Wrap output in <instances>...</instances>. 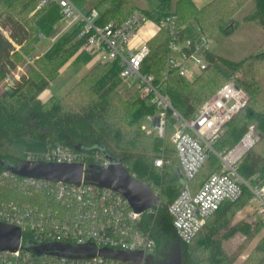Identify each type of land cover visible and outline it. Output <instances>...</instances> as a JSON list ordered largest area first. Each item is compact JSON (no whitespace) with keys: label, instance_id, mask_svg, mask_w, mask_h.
I'll return each mask as SVG.
<instances>
[{"label":"trees","instance_id":"1","mask_svg":"<svg viewBox=\"0 0 264 264\" xmlns=\"http://www.w3.org/2000/svg\"><path fill=\"white\" fill-rule=\"evenodd\" d=\"M152 10H143L149 18L159 21L174 12L180 23L188 26V35L195 27L210 38L214 34H232L235 29L233 14L248 2L251 8L246 19L264 31V0H213L199 9L192 0H156ZM40 0H3L1 14L4 24L12 30L14 39L22 49L15 53L0 33V86L12 71L30 56L33 47L31 38L39 33L50 36L59 21L57 4H47L30 16ZM219 3L230 5L225 10ZM107 4L101 12L100 25L121 23L135 11L140 10L130 0H102ZM4 43L9 45L4 48ZM84 39H78V31L72 30L62 36L55 45L33 65L13 88V94L0 91V171L6 170L5 163L17 164L25 161L28 152L44 151L50 145L62 144L77 152L91 156L100 153L124 165L138 181L151 188L161 187L162 205L156 215H144V226L152 231L157 243L153 264H237L242 254L259 236L261 223L245 220L233 225L238 213L246 206L252 192L244 186L242 197L234 203H224L208 220L204 228L189 244L182 243L173 226L168 206L179 196L183 187L177 150L172 141L176 120L170 114L165 138L142 129V120L154 115L156 109L140 96L126 99L119 91L123 80L117 61L94 65L71 88L63 98L51 97L43 102L40 95L58 77L60 71L83 46ZM150 54L143 63V72L153 74L158 84H163L174 108L185 118L193 117L199 108L221 86L230 81L241 65L253 68L264 63V42L245 59L234 62L209 54L214 64L196 80L189 81L174 72L166 80L162 78L167 55L168 35L159 33L149 42ZM82 60L91 57L83 52ZM224 66V67H223ZM226 67V68H225ZM215 71L226 77L219 88L217 77L204 78ZM237 83L249 93L247 106L230 121L225 133L216 144L222 152L232 149L254 125L258 139L244 156L239 166L240 176L251 186H264V102L252 95L243 82ZM168 137L170 138L168 143ZM164 158V168L156 167L155 161ZM208 168L204 167L191 187L196 192L206 179ZM0 200L25 201L17 191L0 187ZM237 234L245 237L238 247L229 252L226 243ZM177 258V263H176ZM241 264H264V239Z\"/></svg>","mask_w":264,"mask_h":264},{"label":"built area","instance_id":"2","mask_svg":"<svg viewBox=\"0 0 264 264\" xmlns=\"http://www.w3.org/2000/svg\"><path fill=\"white\" fill-rule=\"evenodd\" d=\"M0 33L12 47V54L19 45L12 30L5 26L1 14ZM47 4H57L60 19L50 36L39 33L51 45L72 30L78 31V39H84L83 52L98 63L117 61L121 67L120 77L132 79V86L141 99L156 109L147 116L151 127L142 124L147 133H156L165 138L168 116L176 120L172 141L177 150V159L183 174L184 184L179 196L168 206L173 226L179 240L191 243L208 220L227 202H237L246 186L264 209V186L249 185L239 174L244 156L258 139L254 125L230 150L218 151L216 144L225 133L230 121L242 111L250 100L247 90L237 83V78L221 86L198 112L190 118L183 117L173 106L163 84H158L155 75L143 72V63L150 54L149 42L159 33L168 35L167 55L162 78L166 80L174 72L189 81L196 80L213 64L209 54L214 39L207 37L195 27L188 35V26L180 23L176 13L171 12L159 21L137 10L121 23L98 24L101 12L107 7L80 9L74 0H40L36 13ZM151 27L145 37L141 32ZM198 72V73H197ZM220 164L206 174L200 188L194 192L191 181L206 167L213 156ZM90 157L62 144L50 145L44 151L28 152L25 161L57 164H84L108 169L119 164L100 153ZM156 167L164 168V158L155 161ZM0 187L17 191L25 201L0 200V227L20 234L17 250H0V264H132L102 256V249L137 253L147 257L157 252V243L152 231L144 226V215H156L162 205L161 187L152 188L156 195L155 205L143 213H136L122 194L102 188L83 180L81 185L19 176L12 171H0ZM62 247H94L96 255L85 258L62 256L51 251L39 253L36 249Z\"/></svg>","mask_w":264,"mask_h":264},{"label":"rangeland","instance_id":"3","mask_svg":"<svg viewBox=\"0 0 264 264\" xmlns=\"http://www.w3.org/2000/svg\"><path fill=\"white\" fill-rule=\"evenodd\" d=\"M175 1L176 0H174L173 11H175ZM74 2L80 9L85 11L90 9V7H93L96 3L95 0H74ZM130 2L135 6V8L140 10H152L157 6L156 0H130ZM219 6L225 8L226 5L219 3ZM230 8L231 4L227 5L225 10L228 11ZM250 8L251 2H248L237 13L233 14L235 23H232L231 25H234L235 29L232 34H214V44L212 50L216 53V55L237 63L252 55L264 42V31L256 24L246 19ZM32 15L33 13L30 16ZM31 45L33 47L31 55L24 57V60L17 66L16 69L8 71L6 79L0 86V91L4 90L6 87H10L12 89L15 88L22 79L23 75H26L28 66L33 65L37 59L42 57L53 47L49 40L40 39L38 35L35 37L34 35L32 36ZM21 49L22 47L20 50ZM83 55L81 47L63 67L58 77L54 79L40 95V99L43 102L47 101L51 97L63 98L67 92L73 88L94 65L98 63L95 58L91 59L89 62L82 60ZM9 76H14L18 79L15 85H10ZM234 76L245 84L251 94L255 95V98H257L260 102H264V63L256 64L253 68L243 64L238 71L234 73ZM210 77H217L218 79V84H215V89L219 88V86L227 80L226 77L218 75L214 70L206 74L204 78L207 79ZM132 82V79H127L120 86L119 91L126 99L135 95L139 96V93L135 91V87L132 86ZM141 124L151 127L150 118H144ZM169 139L170 138L168 137V143L170 141ZM219 164V159L214 155L212 159L207 162L206 168L214 170ZM242 220L251 224L261 223L263 227L259 236L242 254L237 264H241L245 261L253 252L255 247L261 244L262 239H264V209L262 205L252 196H250L246 206L235 217L233 225ZM244 239V236L237 234L226 243L227 250L229 252H233L238 245L244 241Z\"/></svg>","mask_w":264,"mask_h":264},{"label":"water","instance_id":"4","mask_svg":"<svg viewBox=\"0 0 264 264\" xmlns=\"http://www.w3.org/2000/svg\"><path fill=\"white\" fill-rule=\"evenodd\" d=\"M9 45L4 43V48L8 49ZM10 85H15L18 79L14 76H9ZM6 91L13 94V89L6 87ZM109 158V157H108ZM111 159V158H109ZM114 161L113 159H111ZM6 170L28 178L44 179L58 182H65L74 185H81L83 180L97 184L102 188H110L123 196L130 202L136 213H143L147 209L153 207L157 201L154 190L146 183L138 181L133 177L122 164L112 165L108 169H101L98 166L91 165L85 169L84 164H57L46 162H30L22 161L17 164L5 163ZM180 178L184 184L183 174L179 168ZM20 234L17 230H12L10 233L0 227V250H17L19 246ZM39 253L51 251L62 256L72 258H85L96 255L94 247H62L59 245L53 246L51 249H36ZM102 256L125 261L132 264H141L143 255L141 252L128 253L102 249ZM155 253L149 255L146 264H153Z\"/></svg>","mask_w":264,"mask_h":264},{"label":"crops","instance_id":"5","mask_svg":"<svg viewBox=\"0 0 264 264\" xmlns=\"http://www.w3.org/2000/svg\"><path fill=\"white\" fill-rule=\"evenodd\" d=\"M96 1V3H95V5L93 6L94 8L96 7H98V8H101L102 7V5H100L101 4V2H102V0H95ZM193 1V3L199 8V9H201V8H203L204 6H206L207 4H209L210 2H212L213 0H192ZM93 7H90V9L91 8H93ZM151 29V27H150V25L149 26H147V27H145V29L141 32V37L143 38V37H145L146 35H147V32H148V30H150ZM215 53V52H214ZM216 54V53H215Z\"/></svg>","mask_w":264,"mask_h":264}]
</instances>
